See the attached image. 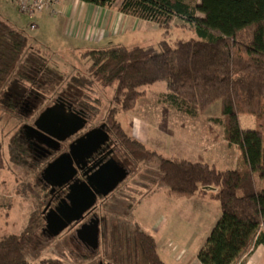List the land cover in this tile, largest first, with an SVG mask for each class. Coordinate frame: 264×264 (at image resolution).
<instances>
[{"label":"trees","instance_id":"16d2710c","mask_svg":"<svg viewBox=\"0 0 264 264\" xmlns=\"http://www.w3.org/2000/svg\"><path fill=\"white\" fill-rule=\"evenodd\" d=\"M80 1L156 24L162 30L157 46L110 44L83 51L80 57L88 62L84 73L71 76L65 84L60 69L49 64L45 52L30 47L28 37L0 17V110L7 118H28L51 106L57 95L96 115L100 99L86 94L95 84L114 85L108 124L116 155L134 169L140 162L156 159L158 180L171 192L216 200L219 218L196 259L199 264H239L254 247L264 246V0H198L194 7L185 0ZM177 19L192 37L170 40ZM161 81L166 88L161 102L186 116L203 115L220 102V114L208 121L220 125L226 143L237 148L234 169L162 158L125 132L117 114L133 110L146 95L145 89ZM242 115L253 116V129H242ZM7 152L14 165H26L30 157L19 134L9 139ZM132 226L145 264H166L154 237L137 223ZM41 227V214L33 211L20 233L1 237L0 264H32L28 257L37 258L47 240ZM108 235L105 255L99 260L138 263V250L125 254L131 243L117 224ZM72 252L82 261L93 262L96 257L95 253ZM36 264L63 263L48 258Z\"/></svg>","mask_w":264,"mask_h":264},{"label":"rangeland","instance_id":"374dc122","mask_svg":"<svg viewBox=\"0 0 264 264\" xmlns=\"http://www.w3.org/2000/svg\"><path fill=\"white\" fill-rule=\"evenodd\" d=\"M185 1L190 7L198 3V0ZM42 13L47 14L39 16L40 13L30 17L21 13L11 0H0V17L23 32L28 37L30 47H38L45 52L49 64L60 69L65 84L71 80V76L84 73L88 62L81 59V52L104 48L110 44L157 46L162 31L155 24L147 29L145 27L135 31L128 29L123 37L114 36L97 43L91 41L96 38L95 31L85 27L86 31L81 36L84 41H81L77 39L81 37L74 33L72 35L70 29H65L67 20H64V16L61 14L52 16L48 11ZM196 15L202 17L199 12H196ZM32 22L36 24L33 30L30 29ZM182 25L183 22L178 19L173 21L169 37L171 41L177 38L189 39L193 36L192 32ZM114 88V85L105 88L95 84L93 90L86 94L92 100L100 99L101 103L99 113L92 124L103 120L108 122V112L114 106ZM145 90L146 95L138 101L133 110L116 116L130 136H134L149 149L156 151L162 158L175 157L191 162H206L208 158L214 157L213 152L203 150L200 126L206 123L204 119L207 116L220 114L219 101L210 106L203 115L193 118L161 102L160 97L166 92L165 82H158ZM56 96L52 97L53 101ZM35 116L36 114L28 118H7L0 110V238L20 233L32 212L41 214L48 200L47 187L38 179L43 164L36 162L31 155L26 160V165H14L8 161L9 139L13 135H21L22 125L31 123ZM239 120L244 130L255 127L251 115H242ZM196 129L199 140L195 137ZM234 149L237 158L238 151L237 148ZM229 152L228 150V154ZM215 155L219 157L217 153ZM125 166L130 171L129 176L111 195L99 199L97 204L96 213L103 225L98 249L94 252L95 260L82 261L78 255L70 253L72 250L81 254L88 253L74 246L70 240L74 231L70 229L49 236L44 234L47 240L38 257L33 260L28 257L32 264L48 258H58L63 264H107L104 259H99L105 255V242L113 224H117L122 234L129 236L131 248L128 252L124 250L125 254L134 255L138 250L136 251L138 263L131 261L130 264H145V259L131 233L134 222L154 237L157 252L166 264H199L196 255L204 246L220 215L218 202L208 196L196 198L195 195L171 192L158 180L160 174L156 159L140 162L136 169L129 162H125ZM235 167L236 163L233 168ZM216 168L232 169L230 166L221 165H217ZM43 224L42 219L41 228ZM180 250L186 251L182 257ZM106 256L109 257L107 254Z\"/></svg>","mask_w":264,"mask_h":264},{"label":"flooded vegetation","instance_id":"af4514ba","mask_svg":"<svg viewBox=\"0 0 264 264\" xmlns=\"http://www.w3.org/2000/svg\"><path fill=\"white\" fill-rule=\"evenodd\" d=\"M60 101L65 104L64 112L66 115H70L72 118L73 116H79L85 119V124L82 128L66 136L64 140H61L59 143H54L47 137H43L37 133L28 132L24 128H22L21 132V136L32 158L39 164H43V167L39 171L38 179L47 187L48 200L41 211L44 222L42 232L49 236L55 234L57 231L60 233L71 229L74 231V234L71 235L70 240L74 246L77 248L80 247L88 253H94L98 248L96 250L92 249L88 238L83 242L78 240L75 231L85 223H90L92 220L98 221L99 243L103 223L96 213L98 201L99 199L111 195L129 176L130 171L125 166V162L128 163L129 161L125 158L121 159L116 155L113 132L107 121L103 120L92 124L97 114L92 115L83 108L73 105L69 100L63 97H56L51 105ZM40 112L34 117L33 121L27 125L33 126ZM23 125H26V123ZM96 128H102V130L108 134L107 141L99 145L89 144L79 150L73 149V152L70 153V146L77 139L84 137L89 131ZM51 131L58 137H64L67 134L66 130L60 127L59 129ZM57 158H60L59 165L52 171L45 172V168ZM110 160H114L115 164L111 163ZM102 165L104 166L105 174L108 179L102 181L98 180L97 176L92 177L91 187L95 194V202L90 208L86 209L78 216V211L85 207L87 204L85 201L87 200H73V196L72 198L68 197L70 193L68 187L71 180L84 181ZM117 166L125 172V176L121 179L120 175H124V173L120 171ZM111 180L115 181V186L111 191L104 194L103 192L109 186ZM78 185L77 183L76 187Z\"/></svg>","mask_w":264,"mask_h":264},{"label":"crops","instance_id":"0c3cea01","mask_svg":"<svg viewBox=\"0 0 264 264\" xmlns=\"http://www.w3.org/2000/svg\"><path fill=\"white\" fill-rule=\"evenodd\" d=\"M57 8H58L57 15L61 14V16H64V20H67V23L65 24L66 30L70 29V33L72 32V35L74 33L77 36L78 31H81V29H86V28L88 30L93 29L95 31L96 38L91 41L97 43L102 42L105 39L108 40L114 36L123 37L125 36L126 31L128 29L130 30L133 29L135 31L141 29V27H145L147 29L155 25L150 21L137 19L119 13L114 8L113 9L101 8L94 5L83 3L80 0H61V4ZM43 14L44 13H41L39 16H43ZM77 39L84 41L82 38L81 39L77 38ZM128 112H119L118 114L124 115ZM208 117L211 116H207L206 118L204 117L205 119L204 118L203 119L206 121V123L200 126V132H201L200 136L203 137V138L200 137V140L201 141L203 140L204 143L203 150L213 152L214 157H210L208 158V160H206V162H200V163L210 164L213 165L214 167H216L217 165L230 166L232 169H234L233 168L234 163L237 162V158L235 157L236 154L235 152L236 150L234 149L235 146H230L226 143L223 137V129L221 128V126L209 122ZM135 130H137V128L134 129V133L136 134L137 132ZM197 131L198 130L196 129L195 137L199 140L198 137L199 134L197 133ZM132 137L135 138L134 136ZM135 139L138 140L137 138ZM228 150L230 151L229 154H228ZM216 153L219 155V157H216L215 155ZM196 198H200V197H196ZM184 251L185 250H180V252H182V255L180 257H182L185 254ZM239 264H264V246L258 245L254 247L246 256L242 258Z\"/></svg>","mask_w":264,"mask_h":264},{"label":"water","instance_id":"95a60500","mask_svg":"<svg viewBox=\"0 0 264 264\" xmlns=\"http://www.w3.org/2000/svg\"><path fill=\"white\" fill-rule=\"evenodd\" d=\"M65 104L63 102H56L55 104L44 108L37 118L34 121L33 126L23 125L22 128L26 129L28 132H34L43 137H47L54 143H59L61 140H64L66 136H69L82 128L85 124V119L79 116L66 115L64 112ZM63 128L66 130L67 134L64 137L56 136L51 130ZM108 140V134L102 130V128H96L89 131L84 137L77 139L70 146V153L73 152V149H81L86 147L89 144L99 145ZM111 163H114V160H110ZM60 163V158H57L52 163H50L46 168L45 172L52 171L55 169ZM120 171H123L124 175H120V179L125 176L124 170H122L119 166H117ZM97 176L98 180L104 181V179H108L105 174L104 166L99 167L90 177H87L84 181H72L68 187L69 194L68 197L73 200H87V204L85 207L81 208L78 211V216L82 214L83 211L90 208L95 202V194L92 190V177ZM119 180V179H118ZM79 184L76 187L77 183ZM115 186V181L111 180L109 182V186L104 190V194L108 193ZM59 233V231L55 232V234ZM76 238L83 242L86 238L90 240V246L92 249L96 250L98 248V234L99 227L98 221L92 220L90 223H85L81 225L76 231Z\"/></svg>","mask_w":264,"mask_h":264},{"label":"built area","instance_id":"2783aa9c","mask_svg":"<svg viewBox=\"0 0 264 264\" xmlns=\"http://www.w3.org/2000/svg\"><path fill=\"white\" fill-rule=\"evenodd\" d=\"M15 4L17 9L30 17L36 16L43 11H48L50 15L56 16L58 14V6L61 0H11ZM36 28L34 22L30 23V29ZM86 29H81L78 31L77 36L81 37L85 33ZM82 38V37H81Z\"/></svg>","mask_w":264,"mask_h":264}]
</instances>
